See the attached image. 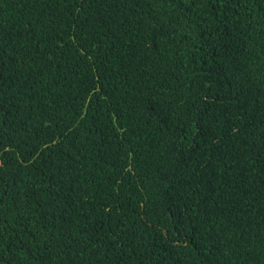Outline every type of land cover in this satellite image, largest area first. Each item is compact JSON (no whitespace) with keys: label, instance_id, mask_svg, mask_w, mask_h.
Here are the masks:
<instances>
[{"label":"trees","instance_id":"trees-1","mask_svg":"<svg viewBox=\"0 0 264 264\" xmlns=\"http://www.w3.org/2000/svg\"><path fill=\"white\" fill-rule=\"evenodd\" d=\"M0 264H264V0H0Z\"/></svg>","mask_w":264,"mask_h":264},{"label":"clouds","instance_id":"clouds-1","mask_svg":"<svg viewBox=\"0 0 264 264\" xmlns=\"http://www.w3.org/2000/svg\"><path fill=\"white\" fill-rule=\"evenodd\" d=\"M83 70L88 74V75H95L97 74V71H96V68L92 65H88V66H85L83 68ZM133 164H135V161H132L131 163H128V166H124L121 170V173L119 175V177H122L124 175H126L127 177H129L132 173H133V170H134V166ZM248 216H255L254 214V210L250 211L249 213H247L244 218L248 217ZM243 218V220H244ZM211 219V218H210ZM210 219L208 220V222L210 221ZM242 220V221H243ZM208 222L206 224H208ZM258 229H250V230H246V231H241L239 232L235 238L236 240H233V247H235L240 241L241 242H246L248 241L251 236L253 234H258Z\"/></svg>","mask_w":264,"mask_h":264}]
</instances>
